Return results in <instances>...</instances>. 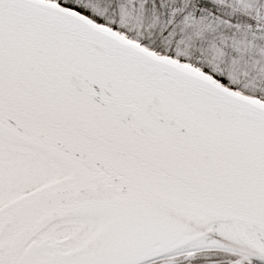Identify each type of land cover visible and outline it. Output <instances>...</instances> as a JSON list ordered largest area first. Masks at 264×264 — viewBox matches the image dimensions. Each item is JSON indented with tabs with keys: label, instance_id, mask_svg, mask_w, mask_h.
Returning a JSON list of instances; mask_svg holds the SVG:
<instances>
[{
	"label": "snow or ice",
	"instance_id": "1",
	"mask_svg": "<svg viewBox=\"0 0 264 264\" xmlns=\"http://www.w3.org/2000/svg\"><path fill=\"white\" fill-rule=\"evenodd\" d=\"M0 264H264V0H0Z\"/></svg>",
	"mask_w": 264,
	"mask_h": 264
}]
</instances>
